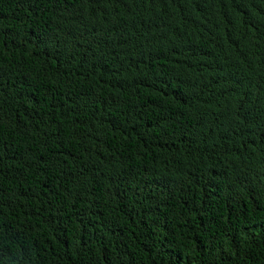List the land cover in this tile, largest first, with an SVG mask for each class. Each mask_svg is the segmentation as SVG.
I'll return each instance as SVG.
<instances>
[{
	"label": "trees",
	"instance_id": "16d2710c",
	"mask_svg": "<svg viewBox=\"0 0 264 264\" xmlns=\"http://www.w3.org/2000/svg\"><path fill=\"white\" fill-rule=\"evenodd\" d=\"M0 264H264V0H0Z\"/></svg>",
	"mask_w": 264,
	"mask_h": 264
}]
</instances>
